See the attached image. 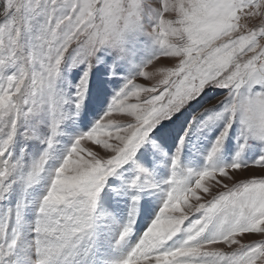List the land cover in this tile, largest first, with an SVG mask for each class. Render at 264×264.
Wrapping results in <instances>:
<instances>
[{
	"label": "snow or ice",
	"instance_id": "6c2138e0",
	"mask_svg": "<svg viewBox=\"0 0 264 264\" xmlns=\"http://www.w3.org/2000/svg\"><path fill=\"white\" fill-rule=\"evenodd\" d=\"M146 6L147 0H0V200L13 183L27 191L40 182L49 151L25 167L23 149L14 160L11 148L19 124L41 112L49 118L44 142L52 148L65 118L67 101L56 82L66 56L73 67L87 65L77 86L78 110L97 52L105 46L122 50L128 32L144 31ZM151 13L146 34L160 55L116 94L90 131L74 140L31 225L24 220L26 198L0 213V264H86L107 178L135 165L127 184L134 218L139 193L160 188L151 172L135 164L138 149L159 123L208 85L228 89L229 96L216 117L226 115L227 122L207 155V167L182 168L176 152L155 221L115 264H264V156L244 165L237 153L230 167L214 165L237 120L245 143H264V0H157ZM140 78L147 86L137 83ZM256 86L261 91L254 92ZM24 137L38 138L32 128ZM249 170L261 175L242 178ZM133 222L130 218L123 227L117 244L131 233Z\"/></svg>",
	"mask_w": 264,
	"mask_h": 264
},
{
	"label": "rangeland",
	"instance_id": "374dc122",
	"mask_svg": "<svg viewBox=\"0 0 264 264\" xmlns=\"http://www.w3.org/2000/svg\"><path fill=\"white\" fill-rule=\"evenodd\" d=\"M157 0H147L144 10V31H130L126 34L122 50L120 48L102 47L93 61L89 73L88 88L81 107L77 110V86L87 69L86 64L72 66L71 57L66 56L61 65L57 78L58 93L67 101L63 105L65 118L59 126V134L53 139V146L48 149L44 142L50 136L49 118L46 112H41L29 122H21L18 133L11 148L14 160L21 158L23 149V164L25 167L38 159L44 151H49V159L45 171L41 174L40 182L25 191L20 182L12 184L8 196L0 200V213L14 209L21 198H26L28 206L24 211L26 224L31 225L35 220L36 207L46 194L50 179L56 168L62 163L74 140L90 131L104 116L113 98L125 88L129 80L139 77L141 70L160 55V49L146 34L152 24L151 7ZM164 66L172 64L165 61ZM149 71L155 69L150 66ZM137 83L147 82L142 78ZM254 92L261 91L259 86ZM228 89L205 86L195 98L189 100L184 107L171 116L170 119L159 123L138 149L135 164L152 173L153 179L160 185L158 189H146L139 193V203L136 206L134 218L130 217L131 195L127 184L135 175V165L129 163L122 166L112 176L108 177L97 201V227L94 247L86 264H115L136 245L143 233L155 221L164 202V181L170 175L169 164L176 152L180 151V166L200 172L207 167V155L216 139L223 132L227 116L216 118L224 111L227 104ZM213 118L210 122L209 118ZM32 128L38 138L25 139L24 133ZM184 139L183 145L180 144ZM243 150H241V146ZM240 153L241 164L253 165L264 156V143L248 140L245 143L241 137L239 121L232 124L223 141L221 151L217 154L214 165L230 167ZM261 175L260 170H249L242 178ZM134 220L132 231L126 239L117 244L119 235L129 219ZM190 218V219H194ZM188 221H185V225ZM26 239H31V233L25 229ZM180 235L176 237L177 240ZM258 237H252L256 239Z\"/></svg>",
	"mask_w": 264,
	"mask_h": 264
}]
</instances>
